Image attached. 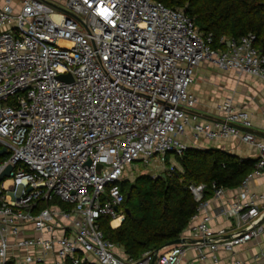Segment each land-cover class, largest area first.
Wrapping results in <instances>:
<instances>
[{
  "label": "built area",
  "instance_id": "1",
  "mask_svg": "<svg viewBox=\"0 0 264 264\" xmlns=\"http://www.w3.org/2000/svg\"><path fill=\"white\" fill-rule=\"evenodd\" d=\"M60 6H0V176L12 166L0 181V264H223L222 252L249 264L236 253L250 242L259 248L254 264H264V190L252 186L264 175V140L231 99L217 105L218 119L201 121L190 92L203 62L264 83L256 36L215 49L212 33L158 0ZM189 132L197 148L234 138L256 146L254 170L231 195L214 183L206 200L204 184L190 185L200 205L184 242L129 256L101 222L116 229L126 218L127 169L182 157ZM221 218L231 224L215 228Z\"/></svg>",
  "mask_w": 264,
  "mask_h": 264
},
{
  "label": "trees",
  "instance_id": "2",
  "mask_svg": "<svg viewBox=\"0 0 264 264\" xmlns=\"http://www.w3.org/2000/svg\"><path fill=\"white\" fill-rule=\"evenodd\" d=\"M170 8L183 9L203 34L212 33L213 48L226 50L228 39L256 36L254 45L264 55V0H158ZM225 40V41H223ZM2 145L0 144V149ZM6 156L0 157V162ZM182 171L153 178L141 175L135 182L125 180L124 222L116 229L102 220L107 239L132 257L157 250L178 239L198 211L190 185H205L204 199L217 187L237 189L254 170L256 159L242 158L215 147H190L176 157Z\"/></svg>",
  "mask_w": 264,
  "mask_h": 264
},
{
  "label": "crops",
  "instance_id": "3",
  "mask_svg": "<svg viewBox=\"0 0 264 264\" xmlns=\"http://www.w3.org/2000/svg\"><path fill=\"white\" fill-rule=\"evenodd\" d=\"M65 0H50V2L61 7ZM6 0H0V6ZM15 7H20L22 0H11ZM190 92L198 98V104L194 109L195 114L201 121H211L219 118L217 105L231 99L235 105L248 111L252 117L253 128L249 129L256 134L258 139L264 140V83L255 76L249 74H238L233 70H222L215 64L203 62L196 69L194 82L190 86ZM244 131L247 129H243ZM184 140L193 147L194 142L191 132L184 137ZM201 148L215 147L220 150L235 154L242 158L257 159L259 151L256 146L247 144L239 138L218 141H201L198 143ZM253 189L264 190V175L253 182ZM235 189L229 191V195ZM231 222L220 219L213 223L215 228L227 227ZM259 248L250 242L247 245L237 248L236 257L247 261L249 264L255 263V255ZM223 264H230L226 253H220Z\"/></svg>",
  "mask_w": 264,
  "mask_h": 264
},
{
  "label": "rangeland",
  "instance_id": "4",
  "mask_svg": "<svg viewBox=\"0 0 264 264\" xmlns=\"http://www.w3.org/2000/svg\"><path fill=\"white\" fill-rule=\"evenodd\" d=\"M177 171H182L181 165L174 153H170L166 156L165 162H162L160 159H156L154 163L148 165L141 161L134 162L127 169L126 180L135 182L136 178L141 175H149L153 178H157L164 175H171L172 173H178Z\"/></svg>",
  "mask_w": 264,
  "mask_h": 264
},
{
  "label": "water",
  "instance_id": "5",
  "mask_svg": "<svg viewBox=\"0 0 264 264\" xmlns=\"http://www.w3.org/2000/svg\"><path fill=\"white\" fill-rule=\"evenodd\" d=\"M59 8L62 9V10H65L62 7H59ZM59 79H61V80H67L69 82L72 81V77L70 75H59ZM6 153H7V148L6 147H3V148L0 149V157L6 155ZM11 170H12V166L8 167L2 173V175L0 176V181H2L5 178V176H8L9 175V173H10ZM165 176L166 175H164V177ZM126 211H127V213H130V210L129 209H127ZM182 242H184V239L183 238H178V239H175V240L169 242L167 245L180 244Z\"/></svg>",
  "mask_w": 264,
  "mask_h": 264
},
{
  "label": "bare ground",
  "instance_id": "6",
  "mask_svg": "<svg viewBox=\"0 0 264 264\" xmlns=\"http://www.w3.org/2000/svg\"><path fill=\"white\" fill-rule=\"evenodd\" d=\"M61 43L64 45H70L67 41H61ZM118 224H119V220L113 221V225H118Z\"/></svg>",
  "mask_w": 264,
  "mask_h": 264
}]
</instances>
